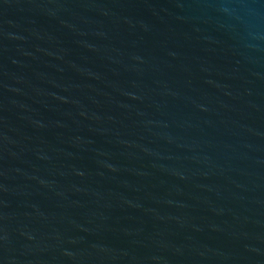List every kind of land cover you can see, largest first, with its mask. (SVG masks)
I'll list each match as a JSON object with an SVG mask.
<instances>
[{
  "label": "water",
  "instance_id": "1",
  "mask_svg": "<svg viewBox=\"0 0 264 264\" xmlns=\"http://www.w3.org/2000/svg\"><path fill=\"white\" fill-rule=\"evenodd\" d=\"M0 264H264V0H0Z\"/></svg>",
  "mask_w": 264,
  "mask_h": 264
}]
</instances>
